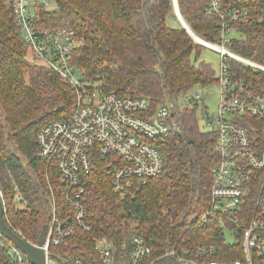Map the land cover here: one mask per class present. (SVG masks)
Masks as SVG:
<instances>
[{
    "label": "trees",
    "instance_id": "trees-1",
    "mask_svg": "<svg viewBox=\"0 0 264 264\" xmlns=\"http://www.w3.org/2000/svg\"><path fill=\"white\" fill-rule=\"evenodd\" d=\"M51 1L47 7L34 5L35 25L73 29L82 44L70 52L71 63L78 75L97 79L106 91L145 96L154 107L165 100L182 101L183 91L215 79L211 64L198 60L202 45L180 25H167L166 17H175L172 0ZM177 4L194 33L216 40V18L206 12L205 0H177ZM236 25L242 37L232 41V50L264 63V22ZM28 50L10 2L0 0L3 216L12 229L36 242L50 214L48 169L39 155L36 133L49 121L71 113L75 93L56 70L28 60ZM175 116L179 129L152 139L162 155L161 172L149 177L133 196L121 198L112 188L111 170L124 162L121 158L94 159V167L83 174L91 231L68 237L51 247L52 252L64 258L80 253L91 261L89 248L97 238L104 236L118 244L136 232L152 246L154 255L175 248L196 258L205 253L198 247L214 246L213 253L202 257L242 258L240 241L225 240L228 221L210 209L211 168L218 160L215 134L201 129L195 109H178ZM17 190L26 201L24 206L17 205ZM4 241L0 236V264H12Z\"/></svg>",
    "mask_w": 264,
    "mask_h": 264
},
{
    "label": "built area",
    "instance_id": "built-area-1",
    "mask_svg": "<svg viewBox=\"0 0 264 264\" xmlns=\"http://www.w3.org/2000/svg\"><path fill=\"white\" fill-rule=\"evenodd\" d=\"M7 1L36 62L56 70L75 93L71 113L49 121L36 133L39 155L47 164L50 195V214L41 246L45 263L264 264V63L230 47L234 39L240 38L234 35H242L236 23L264 22V0H205L206 12L216 18V40L208 41L196 33L190 35L195 43L220 56L215 79L210 83L217 86L216 111L201 115L203 126L215 134L218 155L211 169L210 209L228 221L225 226L234 241H240L242 258H203L215 251L214 246L198 247L205 253L196 258L175 248L154 255L152 246L141 235L131 232L118 244L104 236L97 238L91 261L80 253L64 258L51 252V247L61 245L68 237L91 231L83 197V174L94 167L96 157L115 155L124 162L114 164L111 170L113 191L121 198L133 196L149 177L161 172L162 155L152 139L177 131L179 121L168 102L151 112L147 97L121 96L106 91L97 79L78 75L70 52L82 42L74 30L35 25L34 5L47 7V0ZM202 96L196 87L188 89L182 93L183 103L196 105ZM14 198L17 205H25L19 190ZM4 239L12 264H30L13 242Z\"/></svg>",
    "mask_w": 264,
    "mask_h": 264
},
{
    "label": "rangeland",
    "instance_id": "rangeland-1",
    "mask_svg": "<svg viewBox=\"0 0 264 264\" xmlns=\"http://www.w3.org/2000/svg\"><path fill=\"white\" fill-rule=\"evenodd\" d=\"M47 1H48L49 5H52V1L51 0H47ZM173 13H174V10H173ZM166 23L169 26H178V25H180L182 27V25L180 24V22H179L178 18L176 17V15L174 17L172 14H169L166 17ZM234 36L235 37H241L242 35L236 34ZM27 58H28V60L36 62V60L34 58V55H33L32 51L30 49L27 52ZM198 60H204V61L210 63L211 67L213 68V70H217V68H218V66L220 64V56H219V54L217 52H215L214 50L208 48L205 45H203L202 48H201L200 54L198 56ZM207 84H210V83H207ZM204 85H206V84H204ZM202 86L203 85L193 86V87L189 88V89H192V88L196 87V89H199L200 92L203 94L202 98L198 101V103L196 105H185L183 103V99H182V93L184 92L183 91L181 93V95H180L182 101L180 100L177 103H174V102H171V101H170L171 102L170 103L169 101L165 100L163 102L157 103L156 105H154V107H151L150 101L147 98L148 102H149V105H148L149 111H151V112L154 111V109L156 108L157 105H160V104H163V103H166V102L172 104V105H170V104L169 105L171 106L172 110L174 111V113L176 115H178V109H182V110L183 109H195L196 115H197L198 119H200L199 123L201 125V129L206 130V128L202 124V118H204V115H203V117H201V115L205 114L206 112H207V114L211 115V114H213L216 111L217 86L214 85V84H210L209 87H207L206 89H202L201 88ZM185 107H187V108H185ZM19 207H21V206H19ZM224 234H225V238L228 241H230V242L234 241V237H233V235H231L229 230L226 229ZM92 248H93V246H91L89 249L92 250Z\"/></svg>",
    "mask_w": 264,
    "mask_h": 264
},
{
    "label": "water",
    "instance_id": "water-1",
    "mask_svg": "<svg viewBox=\"0 0 264 264\" xmlns=\"http://www.w3.org/2000/svg\"><path fill=\"white\" fill-rule=\"evenodd\" d=\"M174 14L178 18L182 27L190 34H195L189 26L184 21L183 17L180 14L177 0H172ZM4 209H3V202L0 197V233L1 235L13 242L25 255L26 259L29 261L30 264H46L45 263V251L41 247L46 234V224H44L40 230L38 235L37 241L30 242L26 240L18 231L12 229L4 219Z\"/></svg>",
    "mask_w": 264,
    "mask_h": 264
}]
</instances>
